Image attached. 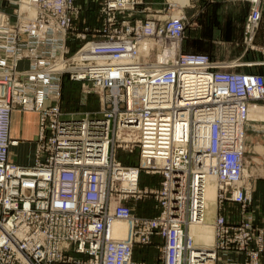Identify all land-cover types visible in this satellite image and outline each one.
<instances>
[{"label":"built area","instance_id":"2783aa9c","mask_svg":"<svg viewBox=\"0 0 264 264\" xmlns=\"http://www.w3.org/2000/svg\"><path fill=\"white\" fill-rule=\"evenodd\" d=\"M28 1L35 13L13 9L11 19L0 0V264H262L264 225L255 223L244 156L264 75L183 51L184 9L197 0L166 19L145 0H99L94 20L77 0ZM241 1V44L253 50L263 0ZM73 39L81 44L67 56ZM144 39L175 51L150 60ZM65 76L80 85L76 110L63 109ZM15 111L38 115L29 164L9 158L20 142L10 134ZM136 149L138 162L118 158ZM142 173L160 174L159 185L142 186ZM210 178L214 238L204 246L190 228L203 222ZM147 197L151 216L126 202ZM115 220L130 224L122 238L109 231ZM147 246L154 260H134Z\"/></svg>","mask_w":264,"mask_h":264},{"label":"crops","instance_id":"0c3cea01","mask_svg":"<svg viewBox=\"0 0 264 264\" xmlns=\"http://www.w3.org/2000/svg\"><path fill=\"white\" fill-rule=\"evenodd\" d=\"M98 1L99 0H77V2L84 7V15L88 20L96 19ZM248 10L249 4L240 0H214L212 2L207 0L195 1L194 6H189V25L186 31L187 37L182 44L183 51L206 53L220 60H238L242 65L236 67V70L245 73H259L264 75V0L261 4L262 17L254 40L255 49L245 51L241 44V38L243 21ZM90 107H97L94 97L90 98ZM250 124L251 126L254 125L258 127L256 129H258L257 131L259 133L262 131V133H264V124L261 126L255 123ZM37 125V113L16 111L13 113L11 135L21 142H19L16 147L10 149V160L22 164H29L32 162V153L34 149L33 139L35 135H37ZM248 127L249 126H247V131ZM249 141L251 152L248 157H250V159L245 156L244 159L246 170L248 171L249 169L251 174L246 178V182L251 187L253 198L251 209L254 213L255 223L264 225V134H260L259 137L255 138L252 136L249 138ZM26 142L30 143L29 146L25 145ZM21 144H23L22 149H18L17 147ZM159 182L160 178L159 181L154 180L146 185L157 187ZM144 200L146 199L144 198L141 201ZM150 201L153 203L152 206L155 214V201L154 199ZM129 204L135 207L134 203L132 204L129 202ZM154 239L157 241V238ZM138 251L141 252V254H139L136 260L143 259L149 263L154 260V258L152 260L150 257L151 255L148 247L136 248L135 253ZM262 260H264V256Z\"/></svg>","mask_w":264,"mask_h":264},{"label":"rangeland","instance_id":"374dc122","mask_svg":"<svg viewBox=\"0 0 264 264\" xmlns=\"http://www.w3.org/2000/svg\"><path fill=\"white\" fill-rule=\"evenodd\" d=\"M10 1H15V5L12 4ZM145 1L147 2V4L150 6V8L152 10L151 14H155V17H159L161 19L167 18L168 16H166V15L175 14V12L177 13L178 9L180 10V7L175 6V4H177V3H175L174 0H145ZM188 2H189V0H188ZM21 3L22 2L20 0H2L1 6H2V8H4L6 10L8 16H11V19H13L14 18L12 16L13 15V9H18L20 7ZM187 4H185L184 6H186ZM189 4H190V2H189ZM199 9H200V7H199ZM184 11H185V13L188 17V21H189V12H188L189 11V5H187V7L184 9ZM80 44H81V42L79 40L73 39L70 42V50H69V53L67 54V56H72ZM156 51H157V44H154V48L151 50V53L149 55L150 60H154ZM240 65H242V64L240 63ZM255 71H258V70H255ZM79 88H80V85L78 82H73V81L69 80L68 76L64 77L63 85H62V94H61L63 109H65V110H76V109H78L76 98H77ZM258 104L264 105V101H261ZM87 107L89 108L90 104H88ZM250 123H255L256 125L261 126L264 124V120L263 119L262 120L257 119L255 121H248L247 126H249V127H248V131L246 132L247 133V136H246L247 148H246L245 157L249 158V159H250V157H248V155L251 152V148L249 147V144H250L249 138L252 136H254V138L259 137L260 134H264V133H262L263 131L261 133H259L257 131L258 129H256L258 127L254 126V125L251 126ZM29 144L30 143H28V142L25 143V145H28V146H29ZM22 145L23 144L19 145L17 148L22 149ZM12 148H14V147H12ZM24 148H25V146H24ZM125 157L127 159H125ZM118 158H120L121 160H123L126 163H130V162L136 163L139 160L137 149L135 151H133L132 153H127L123 150H119L118 151ZM247 169H248V167H247ZM247 174H248V176H250V174H251L249 169L247 171ZM159 178L161 180L160 174L142 173L141 178H140V183H141V185H143V184L146 185V184H148L154 180L159 181ZM145 199L146 200H144V201H141L142 199H130L126 202L127 203L131 202L132 204L134 203L136 208L134 207V205H133V208L136 212H138V214L142 213L141 215L151 216L154 214V210H153V206H152L153 203L150 201L151 199L153 200V198L147 197ZM147 247H148L149 253L151 255L150 257L153 260L155 253L157 252V249L154 246H150V247L147 246ZM138 248H141V247H138ZM142 248H146V247H142ZM139 254H141V252L138 251L135 253V250H134V260H136L139 257ZM262 264H264V260H262Z\"/></svg>","mask_w":264,"mask_h":264},{"label":"bare ground","instance_id":"6f19581e","mask_svg":"<svg viewBox=\"0 0 264 264\" xmlns=\"http://www.w3.org/2000/svg\"><path fill=\"white\" fill-rule=\"evenodd\" d=\"M20 1L22 2L19 7V10L21 12H25L27 15H33L35 13V8L29 4L28 0H20ZM174 1L175 3H177L179 7H183L185 4L188 3V0H174ZM153 48H154L153 40L144 39L141 41L140 46H139L140 52L146 56L150 55L151 50ZM174 51H175L174 47H172L171 45L161 46L157 44V51H156L154 59L157 61L159 60L164 61L165 57L173 54ZM12 116H11V123H10V134H11ZM248 117H249V121H254L257 119L264 120V105L252 104L250 106ZM12 147H16V146H12ZM142 165L144 167L156 168L160 166V162L158 160L144 159L142 160ZM215 187L216 186H215L214 179L210 178L207 183V186L205 187V191H204L205 208H204L203 222L198 225H193L190 228V232L196 244H201L204 246H211L213 242L214 230H213L212 221L214 219L215 209H216V200H215L216 189ZM129 227H130V224L128 221L115 220L110 225L109 231L112 236L116 238H122L127 234Z\"/></svg>","mask_w":264,"mask_h":264}]
</instances>
